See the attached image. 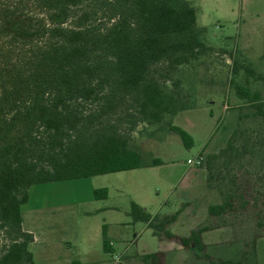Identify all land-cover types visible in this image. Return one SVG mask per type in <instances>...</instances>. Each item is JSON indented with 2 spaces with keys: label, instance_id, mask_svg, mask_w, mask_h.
Instances as JSON below:
<instances>
[{
  "label": "trees",
  "instance_id": "1",
  "mask_svg": "<svg viewBox=\"0 0 264 264\" xmlns=\"http://www.w3.org/2000/svg\"><path fill=\"white\" fill-rule=\"evenodd\" d=\"M100 2H110L111 9L106 11ZM29 3L0 2V231L14 235L0 247V264H34L28 251L32 238L22 230L21 216L31 186L162 164L159 159L143 161L130 147V136L111 124V112L125 101L136 110L132 129L139 124L166 128L190 148L192 137L171 121L187 109L180 99L179 81L169 89L151 76L152 69L165 65L168 74L215 52L202 40L204 29L197 26L196 10L187 0ZM233 66L237 71L236 60ZM243 69L253 76L251 68ZM234 91L252 109L237 116L238 126L247 117L264 121L260 92L239 84ZM235 134L226 148L206 156L208 179L221 158L224 165L243 153H256L264 160L259 148L248 152L242 146L239 151ZM93 195L106 199L107 189H95ZM230 208L228 195L222 203L209 205L207 213L220 217ZM129 214L133 223H145L154 236L176 238L183 248L194 245L195 257L210 259L201 235L205 228L186 237L167 230L179 212L159 217L131 202ZM102 235L103 248L110 252L104 226ZM161 256L158 252L138 258L158 264Z\"/></svg>",
  "mask_w": 264,
  "mask_h": 264
},
{
  "label": "rangeland",
  "instance_id": "2",
  "mask_svg": "<svg viewBox=\"0 0 264 264\" xmlns=\"http://www.w3.org/2000/svg\"><path fill=\"white\" fill-rule=\"evenodd\" d=\"M5 1L17 0H0ZM242 3L240 0L192 2L197 11L196 24L204 29L202 40L215 47V52L168 74L165 65L152 69L151 76L169 89L173 81H179L180 99L187 109L171 121L192 137L193 145L186 148L178 135L159 126L139 124L132 129L136 110L130 101H125L118 111L111 112V124L130 136V147L141 154L143 161L159 159L163 164L31 186L28 201L21 206L26 223L32 209L50 206L52 200L47 197L57 194L65 199L53 201L80 202L79 208H90L88 201L91 199L94 205V190L105 188L108 197L102 203L119 208L122 218L123 211H128L130 202H134L159 217L179 212L177 220L167 228L176 237H186L192 230L205 228L201 235L204 253L210 259L195 257L194 245L177 249L176 238L159 240L140 222L121 227L128 234L135 229L139 241L135 244L133 236L117 234L113 239L114 255L160 252L158 264H216L220 260L264 264V160L256 153H243L239 160L227 165L222 164L221 158L211 179L205 170L206 156L226 148L234 133L237 140L234 146L239 151H243L242 146L248 152L254 148L264 151V121L260 117H247L242 125L237 124V116L252 109L246 107V101L237 98L235 84L260 92L264 100L263 8L255 2H247V6L246 2L244 6ZM100 4L106 11L111 9L110 2ZM28 5L34 10L31 3ZM233 60L238 64L237 71ZM243 66L251 68L253 76H247ZM198 155L204 158L200 167L187 164L188 159ZM228 195L232 208L220 217L210 216L207 207L222 203ZM13 237L7 231H0V247ZM121 263L145 264L136 256Z\"/></svg>",
  "mask_w": 264,
  "mask_h": 264
},
{
  "label": "crops",
  "instance_id": "3",
  "mask_svg": "<svg viewBox=\"0 0 264 264\" xmlns=\"http://www.w3.org/2000/svg\"><path fill=\"white\" fill-rule=\"evenodd\" d=\"M187 1L191 4L195 1L204 3L210 2V0ZM240 2H243V6L244 2H246V6L247 2H255L256 5H261V9L263 8L262 14L264 16V0H240ZM192 6L194 7L193 4ZM146 168L149 169L151 167ZM56 195L46 198L52 200L50 206L47 205L44 208L32 209L28 213L27 223L21 212L22 230L28 233L32 238V241L28 244V251L32 254L34 264H123L121 263L122 260H126L128 257H139L144 254H152L147 251L137 252L135 255L113 254V239L117 238V234L120 233L122 236H128L129 238L133 236V243L135 244L139 241L135 229H133L130 234H128L126 230H121L125 229L121 227L128 226L132 222L129 214L130 207L128 211H123L122 218V213L119 208L102 203L105 199L96 200L93 196L94 205L90 199L88 203H91L92 206L90 208L81 209L79 208L80 202L69 203L53 201L65 199ZM142 208L147 211L144 207ZM143 225L147 228L145 223H143ZM103 226L110 252H106L103 248ZM158 239L164 240L167 238L161 237ZM167 240L171 241V239ZM175 243H178L177 249L182 247L179 241Z\"/></svg>",
  "mask_w": 264,
  "mask_h": 264
},
{
  "label": "built area",
  "instance_id": "4",
  "mask_svg": "<svg viewBox=\"0 0 264 264\" xmlns=\"http://www.w3.org/2000/svg\"><path fill=\"white\" fill-rule=\"evenodd\" d=\"M202 161H203V157L198 155L194 159H188L187 164L199 167L202 164Z\"/></svg>",
  "mask_w": 264,
  "mask_h": 264
}]
</instances>
